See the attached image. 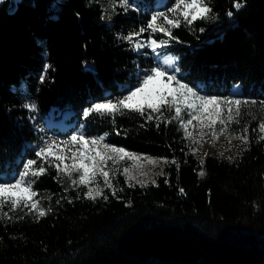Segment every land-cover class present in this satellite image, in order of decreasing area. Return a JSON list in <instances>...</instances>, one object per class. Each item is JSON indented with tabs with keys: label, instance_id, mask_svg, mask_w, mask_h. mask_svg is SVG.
I'll use <instances>...</instances> for the list:
<instances>
[{
	"label": "trees",
	"instance_id": "16d2710c",
	"mask_svg": "<svg viewBox=\"0 0 264 264\" xmlns=\"http://www.w3.org/2000/svg\"><path fill=\"white\" fill-rule=\"evenodd\" d=\"M56 1L18 0L13 12L9 0L0 4V176L12 179L37 159L38 114L61 120L49 127L55 134L83 126L87 136L107 134L112 145L167 162L146 184L114 175L112 188L101 183L95 200L85 196V185L63 190L49 167L33 185L50 197L46 215L17 209L7 212L11 219L0 218V264H264L259 133L250 129L248 145L229 160L194 152L167 107L163 115L148 109L143 116L124 110L114 118H83L93 103L127 95L155 66L150 50H134L123 36L175 0H129L127 10L112 12L111 23L101 18L106 11L98 0H60L55 10ZM242 3L236 10L233 0H211L210 18L181 20L167 47L177 59V78L200 94L225 97L238 85L241 98L259 105L264 0ZM33 103L36 111L24 107Z\"/></svg>",
	"mask_w": 264,
	"mask_h": 264
},
{
	"label": "snow or ice",
	"instance_id": "6c2138e0",
	"mask_svg": "<svg viewBox=\"0 0 264 264\" xmlns=\"http://www.w3.org/2000/svg\"><path fill=\"white\" fill-rule=\"evenodd\" d=\"M119 3L125 10L131 7L129 0H119ZM210 4L211 0H175L174 4L167 9V12H153L145 27H141L139 31L130 32L128 35L123 36V39L132 44L136 50L150 48L156 54L157 61H159L160 54L157 53V50L166 48L169 41L175 39L172 29L181 26L180 18L182 17L188 25L197 20L209 19L213 11ZM232 6L236 10H240L243 7L242 0H233ZM168 13H171V17ZM227 15L232 17L234 14L229 11ZM101 18L103 19L104 16L102 15ZM148 30H151V33H163L168 39L157 40L151 38L150 35L144 42L134 41V37ZM200 31L203 32L204 29H200ZM172 63L171 59H165L162 63L152 67L143 74L138 85L129 90L127 95L116 100L107 99L104 102L93 103L83 110V118L86 121L97 117L114 118L116 114L123 115L124 110L139 113L143 116L148 109L163 115L162 107H167L170 111L174 109V119L180 121V127L184 129L185 138L192 137L188 127L193 125V121H197V125L193 127L198 126L202 135L204 130L207 129L215 139L227 130L228 125L240 123L241 110L244 106L249 105V103H256V101L231 97L201 95L196 89L178 79L176 74H170L163 66H171ZM43 80L44 77L41 76V81L43 82ZM261 104L264 105V102H261ZM24 107L36 111L34 103L25 104ZM182 112L187 115V119H184ZM146 119L152 120L153 117L148 115ZM157 119L159 120V117ZM168 123H171V121H168ZM217 124L220 125L219 132L214 127ZM258 129L260 133H264V120L259 122ZM242 132L243 134L237 138L246 144L248 142V127L245 126ZM106 135L91 137L86 136L81 130L74 132L66 140L57 138L45 140L43 145L35 152L40 161L39 164L37 159H30L24 163L23 169L18 174H13L12 179L0 176V213H2L0 218L8 217V213L3 211L5 206L12 212L27 208L29 213L38 211V216L46 215V211L39 208L40 201L34 199L39 193L34 190L33 185L40 176L49 171V167H55L57 176L66 177L72 185L87 186L100 176L103 177L104 185L112 188L108 170L109 161L113 166L125 160L132 161L134 166H141L138 164L142 159L141 154L129 152L123 147L106 143ZM260 139L264 140V135H261ZM193 142L196 141L193 140ZM146 159L149 164L158 163L154 158L147 157ZM67 160H70L71 163H65ZM172 163L175 164L176 161H172ZM45 164L49 167H46ZM74 173H79L78 178H73ZM123 173L128 175L129 180L134 179L129 174V167H125ZM200 174L204 175L203 172ZM102 194V189L97 184L95 190L89 187L85 196L95 200ZM113 195H115V191H113ZM8 219H11V217H8Z\"/></svg>",
	"mask_w": 264,
	"mask_h": 264
},
{
	"label": "rangeland",
	"instance_id": "374dc122",
	"mask_svg": "<svg viewBox=\"0 0 264 264\" xmlns=\"http://www.w3.org/2000/svg\"><path fill=\"white\" fill-rule=\"evenodd\" d=\"M15 1L17 2L18 0H15ZM159 1L161 2L162 0H159ZM2 2H3V0H2ZM98 2L106 11L104 17H105V20L107 23H111L113 20L111 17L112 12L114 10H117L118 8H122L120 6L119 0H98ZM158 11H161V10H158ZM165 12H167V10ZM168 15L171 17V13H168ZM180 19L183 20L182 17ZM150 35H151V38L159 40L157 38V35H164V34L163 33H151V30H148L144 33H141L139 36L134 37V41L144 42L149 38ZM130 45L134 49L133 45L132 44H130ZM167 46L164 49H158L157 50V53H159L160 55H159V61H157V59L155 58V60H156L155 66H157L158 63H162L165 59H171L173 61L171 66H169V65H163V66L170 72V74H176L177 75L179 72V68L176 64L177 59L175 56H173L172 53L169 52ZM143 49L150 50L152 53V56L156 57V54H154L150 48H141L138 50H143ZM134 50H136V49H134ZM238 92H239L238 85H235L233 93H231L230 95L225 96V97H231V98H237V99L244 100L243 98H241L238 95ZM201 95H203V94H201ZM102 102H104V101H102ZM257 106L260 107L259 112H257L254 109ZM244 108H246V109H244ZM173 111H174V109H173ZM241 111H242V115L240 117V123L239 124L232 123V124L228 125L227 130L222 135H219L218 138H215V139L213 138L212 133L209 132L207 129L204 130V134L202 135L201 130L198 126L195 128L193 127V126L197 125V121H193V125H190L188 127V131L192 133V137L186 138L190 148L194 152L198 153L200 156L212 154V155L218 156L220 158H225V159H229V160L235 159L238 156V154L240 153L241 149H243L244 147H246L248 145V143L250 141V137H249L250 136V129H253V130L255 129V132L259 133L260 136L264 135V133L259 132L258 126H254V122L256 121V119L260 118L259 122H261V120H264V105H262L261 103L259 105L249 103V105L244 106ZM182 116L184 117V119L188 118L187 115L183 112H182ZM258 116H259V118H258ZM173 117H174V113H173ZM33 124L35 125V128L38 130L39 137H40L39 141L36 144H34V146L36 147V150H38V148L40 146H42L44 141L47 140L48 138H57L59 140H66L69 136H71L74 133L73 132L69 136H66L63 134H55L54 132H51L49 130V127L52 125L60 126V124H62L61 120H52L51 117L45 118L39 114L33 118ZM245 126L248 127V132H247L248 142L246 144L237 138L238 136L243 134L242 129ZM214 127L216 128V131L219 132L220 125L217 124ZM81 130H83L82 126H80L75 132H79ZM183 131H184V129H183ZM83 132H84V130H83ZM84 134H85V132H84ZM193 140H195L196 142L194 143ZM105 142L109 143V142H107L106 139H105ZM127 151H129V150H127ZM129 152L141 154L142 159L138 162V164L141 166L140 167L134 166L132 161H127V160L121 161L119 164L113 166L112 163L109 161L108 162V170H109L110 180L113 178L114 175H117L120 173L128 184H135V183L146 184V183H148L154 179V176L160 172L163 164L165 163V160L162 158L151 157L149 155L139 153V152H135V151H129ZM147 157H151V158L156 159L158 161V163L149 164L147 162V159H146ZM37 160H38V158H37ZM39 163H40V161L38 160V164ZM65 163L70 164L71 161L67 160V161H65ZM45 166L49 167L47 164H45ZM125 167H129V169H130L129 174L131 176H133L134 179L129 180L128 175L123 173V169ZM52 168L55 169V167H52ZM22 169H23V166L21 167L20 170H18V173ZM78 176H79V173L73 174V178H78ZM103 182H104L103 177L98 176L96 178V180L93 181L90 185H87V187L88 188L91 187L93 190H95L97 184H99V186L101 188V183H103ZM59 183H61L63 190H70V189H74V188L81 186V185H78V186L72 185L66 177H60ZM34 199H38L40 201L39 208L44 209L45 208V202H46V200L49 199V196H46L45 194L39 193V195L37 197H35ZM24 209H26L28 211L27 208H24ZM3 211L9 212L10 210L8 209L7 206H5ZM32 212H34L35 214L38 215V211H32Z\"/></svg>",
	"mask_w": 264,
	"mask_h": 264
},
{
	"label": "water",
	"instance_id": "95a60500",
	"mask_svg": "<svg viewBox=\"0 0 264 264\" xmlns=\"http://www.w3.org/2000/svg\"><path fill=\"white\" fill-rule=\"evenodd\" d=\"M16 7H17V2L15 0H9L8 7H7L8 11L13 12L16 9Z\"/></svg>",
	"mask_w": 264,
	"mask_h": 264
},
{
	"label": "bare ground",
	"instance_id": "6f19581e",
	"mask_svg": "<svg viewBox=\"0 0 264 264\" xmlns=\"http://www.w3.org/2000/svg\"><path fill=\"white\" fill-rule=\"evenodd\" d=\"M59 3H60V0H57L56 2L52 3L51 8L58 10L59 9Z\"/></svg>",
	"mask_w": 264,
	"mask_h": 264
}]
</instances>
